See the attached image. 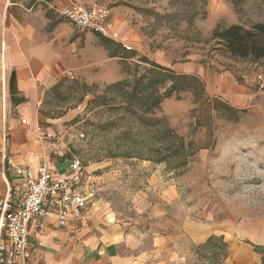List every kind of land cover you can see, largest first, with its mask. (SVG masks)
<instances>
[{"label":"rangeland","instance_id":"rangeland-1","mask_svg":"<svg viewBox=\"0 0 264 264\" xmlns=\"http://www.w3.org/2000/svg\"><path fill=\"white\" fill-rule=\"evenodd\" d=\"M92 1L123 8L122 30L134 26L145 53L110 45L116 63L101 80L64 77L46 91L41 110L61 130L52 158L78 161L103 227L151 242L176 226L189 264H264V59L232 57L213 37L264 22V0ZM189 60L232 73L241 99L170 67L164 81L154 73Z\"/></svg>","mask_w":264,"mask_h":264},{"label":"crops","instance_id":"crops-1","mask_svg":"<svg viewBox=\"0 0 264 264\" xmlns=\"http://www.w3.org/2000/svg\"><path fill=\"white\" fill-rule=\"evenodd\" d=\"M91 2L0 0V197L11 187V197L18 199L24 187L12 165L28 166L33 175L41 164L50 171L68 173L70 160L59 163L52 158L58 148L55 141L60 140L59 124L45 116L41 104L46 91L68 77L66 71L86 83L101 80V70L116 63L101 36L113 48L128 45L137 54L145 53L134 26L123 32L125 10L120 6L110 8L103 21L105 35L79 31L58 13L62 6L88 7ZM165 67L197 77L208 93L230 102L237 100L236 93L242 97L239 91L245 89L232 73L217 72L211 64L189 60ZM242 78L244 84L251 82L249 76ZM46 132L53 137L46 138ZM179 232L175 226L151 242H134L118 224L100 225L87 207L64 225L57 223L51 207L44 218L31 223L27 264H189L179 250Z\"/></svg>","mask_w":264,"mask_h":264},{"label":"built area","instance_id":"built-area-1","mask_svg":"<svg viewBox=\"0 0 264 264\" xmlns=\"http://www.w3.org/2000/svg\"><path fill=\"white\" fill-rule=\"evenodd\" d=\"M58 13L79 31L106 34L103 21L109 16L110 9L97 1H92L88 7L62 6ZM124 48L128 50L130 46L124 45ZM66 75L73 78L71 71H66ZM257 79L263 86L264 75H258ZM56 135L60 136L61 131ZM45 136L53 137L50 132ZM12 168L22 176L24 187L18 199L11 197V187L0 197V264H27L32 221L44 218L53 207L57 223L64 225L87 207L89 194L82 168L76 160L68 163V173L64 175L50 171L45 164L38 167L36 175L28 166L12 165Z\"/></svg>","mask_w":264,"mask_h":264},{"label":"trees","instance_id":"trees-1","mask_svg":"<svg viewBox=\"0 0 264 264\" xmlns=\"http://www.w3.org/2000/svg\"><path fill=\"white\" fill-rule=\"evenodd\" d=\"M213 37L220 41L232 57L240 59L249 58L254 61L264 59V22L256 21L248 25L233 23L222 28L217 26L213 31ZM100 40L105 47H110L108 39L101 36ZM110 56H113L111 52ZM153 68L156 69L154 73L160 76L161 81L166 79V74L173 73L172 70L156 64H153ZM168 95L169 92L165 91L163 97ZM165 156H168V154Z\"/></svg>","mask_w":264,"mask_h":264},{"label":"water","instance_id":"water-1","mask_svg":"<svg viewBox=\"0 0 264 264\" xmlns=\"http://www.w3.org/2000/svg\"><path fill=\"white\" fill-rule=\"evenodd\" d=\"M213 2H216V3H218L219 2V0H212Z\"/></svg>","mask_w":264,"mask_h":264}]
</instances>
